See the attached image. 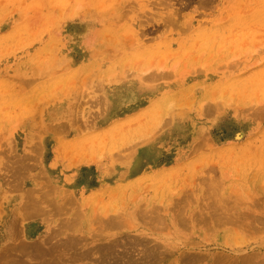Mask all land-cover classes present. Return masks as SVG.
<instances>
[{
    "label": "rangeland",
    "instance_id": "obj_1",
    "mask_svg": "<svg viewBox=\"0 0 264 264\" xmlns=\"http://www.w3.org/2000/svg\"><path fill=\"white\" fill-rule=\"evenodd\" d=\"M108 242L264 264V0H0V264Z\"/></svg>",
    "mask_w": 264,
    "mask_h": 264
},
{
    "label": "bare ground",
    "instance_id": "obj_2",
    "mask_svg": "<svg viewBox=\"0 0 264 264\" xmlns=\"http://www.w3.org/2000/svg\"><path fill=\"white\" fill-rule=\"evenodd\" d=\"M30 205H31V204H30ZM32 208H33V206H32ZM24 209H25V208H24ZM33 209H35V208H33ZM22 210H23V209H22ZM32 211H33V210H32ZM21 212H22V211H21ZM30 212H31V211H30ZM37 213H38V212H37ZM27 214H28V213H27ZM139 214H140V213H139ZM141 214H142V213H141ZM210 214H211V213H210ZM23 215H24V214H23ZM29 215H30V214H29ZM39 215H40V214H39ZM30 216H31V215H30ZM30 216H29V217H30ZM148 216H149V215H148ZM152 216H153V215H152ZM211 216H212V215H211ZM222 216H223V215H222ZM108 217H109V216H108ZM214 217H215V216H214ZM106 218H107V217H106ZM147 218H148V217H147ZM154 218H155V217H154ZM211 218H212V217H211ZM114 219H115V218H114ZM114 219H113V220H114ZM116 219H117V218H116ZM116 219H115V221H116V222H115V221H113V220H110V217H109L110 224H115V223H117L116 225L120 224V222H119V223L117 222L118 219H117V220H116ZM120 219H121V217H120ZM120 219H119V221H120ZM104 220H107V222H108V219H105V218H104V219H103V222H104ZM112 221H113L114 223H113ZM216 221H217V220H216ZM121 222H122V221H121ZM105 223H106V221L104 222V225H105ZM122 223H123V222H122ZM13 235H14V234H13ZM111 235H112V234H111ZM49 237H50V236H49ZM108 237H109V236H108ZM106 238H107V237H106ZM106 238H105L104 240H108V241H109V239H106ZM66 239H67V238H66ZM68 239H69V238H68ZM113 239H114V238H113ZM46 240H47V239H46ZM70 240H71V239H70ZM110 240H112V239H110ZM128 240L130 241V240H132V239H128ZM142 240H143V239H142ZM47 241H48V240H47ZM52 241H53V240H52ZM72 241H74V240H71L70 242L73 243ZM139 241H140V240H139ZM146 241H147V240L142 241V242L144 243V242H146ZM78 242H79V241H78ZM140 242H141V241H140ZM142 242H141V244L144 245L145 248L139 250L138 254H137V255H134V257H135V256L139 257L138 255H140V254H141V257H142V256L146 257V254H149L148 256H150L151 253L154 254V253L157 252V251L154 252L156 246H154V245H153V246H152V245H148L149 243H144V244H143ZM147 242H148V241H147ZM71 243H70V244H71ZM75 243H76V242H74V244H75ZM108 243H109V244H107V245H102V246H105V247H106V252L108 251L107 254H109V256H110V260H109V259L105 260V259H106V256H103V257H105V258H102V256H101V257H96V258L100 259V260L97 259L96 264H97V262H100V263H101V262H102V259H103V264H107L109 261H110V264H136V263H133V262H134L133 260L131 261L132 258H131L130 261H129L128 258L125 257L126 254L128 253V251H127V248L125 249V247H124V246H125L124 243H123V247H122L123 250H121V251H119L118 248L115 247L116 244L114 245L113 242H111V243L108 242ZM118 243H119V242H118ZM121 243H122V242H121ZM126 243H127V242H126ZM131 243H132V242H131ZM134 243H135V244L137 245V247H138V243H139L138 240H137L136 242L133 241L132 244L128 243L127 245H128V246H129V245H132V246H133ZM76 244H78V243H76ZM79 244H80V243H79ZM79 244H78V245H79ZM135 244H134V245H135ZM141 244H139V245H141ZM71 245L74 246L73 244H71ZM95 245H96V244H95ZM119 245L122 246V244H120V243H119ZM119 245H118V247H120ZM72 246H71V247H72ZM76 246H77V245H76ZM76 246H74V247H76ZM102 246H101V247H102ZM159 246H160V245H159ZM17 247H18V246H17ZM35 247H36V246H35ZM97 247H98V246H97ZM105 247H104V248H105ZM114 247H115V249H117V250H116V251L114 250L113 252L110 251V249H114ZM135 247H136V246H135ZM18 248H19V247H18ZM62 248H63V247H62ZM72 248H73V247H72ZM131 248H132V247H131ZM33 249H34V248H33ZM37 249H39V248H37ZM49 249H51V248H49ZM69 249H70V248H69ZM75 249H77V248H75ZM167 249H168V248H167ZM23 250H24V249H23ZM45 250H47V249H45ZM51 250H53V249H51ZM51 250H50V251H51ZM43 251H44V250H43ZM50 251H44V253H45V252H50ZM75 251H76V250H75ZM100 251H101V248H100ZM131 251H132V250H131ZM140 251H141L142 253H140ZM158 251H159V250H158ZM25 252H27V249H26ZM52 252H53V251H51L50 253H52ZM81 252H82V251H81ZM81 252H80V253H77V255L81 254ZM84 252H85V251H84ZM95 252H97V251H95ZM103 252H104V250H103ZM110 252H111V253H110ZM125 252H126V253H125ZM132 252H133V251H132ZM230 252H231V251H230ZM23 253H24V251H23ZM39 253H40V252H39ZM129 253H130V251H129ZM133 253H135V252H133ZM136 253H137V252H136ZM136 253H135V254H136ZM157 253H158V252H157ZM159 253H161V251H159ZM163 253H164V252H163ZM83 254H84V253H82V255H83ZM90 254H91V252H90ZM97 254H98V252H97ZM110 254H111V255H110ZM130 254H131V253H130ZM130 254H129V255H130ZM21 255H23V254H21ZM21 255H20V256H21ZM34 255H35V254H34ZM34 255H33V256H34ZM82 255H79V256L82 257ZM98 255H99V254H98ZM98 255H97V256H98ZM191 255H192V254H191ZM223 255H224V254H223ZM240 255H241V254H240ZM26 256H27V255H26ZM28 256H29V255H28ZM28 256H27V257H28ZM35 256H36V255H35ZM41 256H44V255H41ZM85 256L87 257V252H86ZM131 256H132V255H131ZM154 256H155V257H151V256H150V257L154 259V258H156L157 255L154 254ZM159 256H163V255H162V254H161V255L159 254ZM216 256H217V254H216ZM235 256H236V255H235ZM10 257H12V256H10ZM10 257H8V259H10ZM81 257H80V258H81ZM86 257H85V258H86ZM89 257H90V256H89ZM132 257H133V256H132ZM137 257H135V258H137ZM144 257H142V258H144ZM164 257H165V256H164ZM15 258L18 259L19 257H15ZM24 258H25V257H24ZM125 258H126V260H125ZM129 258H130V257H129ZM157 258H159V257H157ZM218 258H219V257H217V260H218ZM220 258H221V257H220ZM232 258H233V257H232ZM250 258H251V257H250ZM1 259H2V258H1ZM8 259H7V260H8ZM12 259H13V258H12ZM12 259H11V261H12ZM25 259H26V258H25ZM37 259H38V258H37ZM70 259H71V258H70ZM82 259H83V258H82ZM162 259H163V258H161L160 260H162ZM177 259H178V258H177ZM223 259H224V258H223ZM7 260H6V262H7ZM29 260L32 261L31 259H29ZM29 260H27V261L29 262ZM40 260H41V259H40ZM53 260H54V259H53ZM55 260H56V259H55ZM60 260H62V259H60ZM63 260H64V259H63ZM68 260H69V259H68ZM94 260H95V259H94ZM145 260H146V259H145ZM147 260H149V259L147 258ZM150 260H151V259H150ZM191 260H192V259H191ZM194 260H195V259H194ZM249 260H251V259H249ZM9 261H10V260H9ZM9 261H8V262H9ZM24 261H25V260H24ZM24 261H23V262H24ZM41 261H42V260H41ZM153 261H158V260H153ZM176 261H177V260H176ZM185 261H186V260H185ZM199 261H200V260H199ZM222 261H223V260H222ZM244 261H245V260H244ZM3 262H4V264H5V261H3ZM19 262H21V260H19ZM56 262H57V260H56ZM60 262H61V261H60ZM66 262H67V260H66ZM137 262H138V261H137ZM140 262H142V261H140ZM217 262H218V261H217ZM247 262H248V261H247ZM247 262H246V263H247ZM30 263H31V262H30ZM38 263H39V262H38ZM63 263H64V262H63ZM68 263H69V262H68ZM70 263H71V260H70ZM70 263H69V264H70ZM176 263H177V262H176ZM179 263H180V262H179ZM188 263H189V262H188ZM246 263H245V264H246ZM256 263H257V262H256ZM2 264H3V263H2ZM7 264H8V263H7ZM9 264H11V263L9 262ZM19 264H21V263H19ZM22 264H26V263H22ZM31 264H33V263H31ZM40 264H55V263L52 262L51 260H50V261H49V260H48V261L45 260V261H42ZM57 264H60V263H57ZM71 264H72V263H71ZM169 264H170V263H169ZM213 264H215V263H213ZM229 264H230V263H229ZM251 264H253V263H251ZM254 264H255V263H254Z\"/></svg>",
    "mask_w": 264,
    "mask_h": 264
}]
</instances>
